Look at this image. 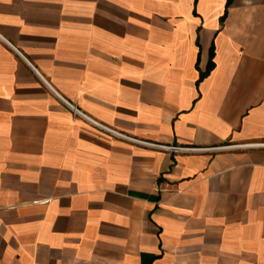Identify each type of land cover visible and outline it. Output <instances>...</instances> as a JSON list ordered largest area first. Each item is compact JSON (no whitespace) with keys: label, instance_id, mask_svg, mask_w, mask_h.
I'll return each instance as SVG.
<instances>
[{"label":"crops","instance_id":"obj_1","mask_svg":"<svg viewBox=\"0 0 264 264\" xmlns=\"http://www.w3.org/2000/svg\"><path fill=\"white\" fill-rule=\"evenodd\" d=\"M0 0V264H264V0ZM71 105L86 117L69 107Z\"/></svg>","mask_w":264,"mask_h":264},{"label":"built area","instance_id":"obj_2","mask_svg":"<svg viewBox=\"0 0 264 264\" xmlns=\"http://www.w3.org/2000/svg\"><path fill=\"white\" fill-rule=\"evenodd\" d=\"M70 108L75 110L71 105H69ZM75 112L79 115H82L83 117H86L79 111L75 110ZM87 118V117H86ZM91 123L97 127L100 131L103 133L114 137L116 139H120L122 141H126L129 143H132L137 146L145 147V148H150V149H158L162 151H167L175 154H213V153H221L225 151H232V150H246V149H264V143L263 144H249V145H224V146H219V147H183V146H167V145H160L156 143H151L148 141H143L139 140L133 137H129L127 135H124L122 133H119L115 130H112L108 127H105L96 121H93L89 118H87Z\"/></svg>","mask_w":264,"mask_h":264},{"label":"trees","instance_id":"obj_3","mask_svg":"<svg viewBox=\"0 0 264 264\" xmlns=\"http://www.w3.org/2000/svg\"><path fill=\"white\" fill-rule=\"evenodd\" d=\"M231 3H232V0H229L228 1V7L231 5Z\"/></svg>","mask_w":264,"mask_h":264}]
</instances>
